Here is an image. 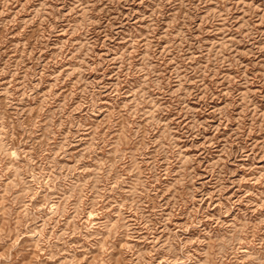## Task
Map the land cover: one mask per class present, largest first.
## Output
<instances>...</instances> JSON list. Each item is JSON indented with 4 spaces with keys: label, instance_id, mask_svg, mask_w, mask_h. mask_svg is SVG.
<instances>
[{
    "label": "rangeland",
    "instance_id": "1",
    "mask_svg": "<svg viewBox=\"0 0 264 264\" xmlns=\"http://www.w3.org/2000/svg\"><path fill=\"white\" fill-rule=\"evenodd\" d=\"M0 264H264V0H0Z\"/></svg>",
    "mask_w": 264,
    "mask_h": 264
}]
</instances>
